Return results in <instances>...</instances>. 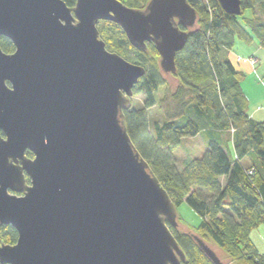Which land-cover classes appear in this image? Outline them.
Segmentation results:
<instances>
[{
	"label": "water",
	"instance_id": "95a60500",
	"mask_svg": "<svg viewBox=\"0 0 264 264\" xmlns=\"http://www.w3.org/2000/svg\"><path fill=\"white\" fill-rule=\"evenodd\" d=\"M241 14L240 0H217ZM118 25L164 74L197 21L186 0H0V264H182L176 207L132 144L123 111L145 70L106 50ZM182 27L184 30L180 29ZM32 154L27 157L26 153ZM26 177L28 182L26 181ZM212 264H223L196 240Z\"/></svg>",
	"mask_w": 264,
	"mask_h": 264
},
{
	"label": "trees",
	"instance_id": "16d2710c",
	"mask_svg": "<svg viewBox=\"0 0 264 264\" xmlns=\"http://www.w3.org/2000/svg\"><path fill=\"white\" fill-rule=\"evenodd\" d=\"M62 1L70 8L75 5V0ZM118 1L142 10L149 0ZM186 1L197 21L175 57L171 76L180 84L172 95L173 113L151 129L144 110L128 108L123 111L125 127L176 209L185 202L200 217L191 231L180 233L170 227L185 255L182 264H212L197 239L206 245L211 242L236 264H264V253H258L250 239L252 230L264 225V122L248 114L240 86L244 75L227 57L236 41L246 45L257 41L264 48V0H240L239 16L225 13L217 0L208 5L205 0ZM247 10L258 16L244 19ZM97 29L107 51L144 68L132 92L142 95L144 107L151 108L166 76L153 44L147 43L145 51L136 50L112 22L101 21ZM0 49L11 54L14 46L0 37ZM198 135L205 143L203 155L179 170L174 151L183 138ZM16 240L11 226H0V243L13 245Z\"/></svg>",
	"mask_w": 264,
	"mask_h": 264
},
{
	"label": "rangeland",
	"instance_id": "374dc122",
	"mask_svg": "<svg viewBox=\"0 0 264 264\" xmlns=\"http://www.w3.org/2000/svg\"><path fill=\"white\" fill-rule=\"evenodd\" d=\"M141 3L142 0H137ZM148 1V0H147ZM145 2H142V6L145 5ZM209 0H205V3L208 5ZM257 13L252 14L250 11L245 12L244 19H255L257 17ZM101 23L98 22L97 26ZM237 42V41H236ZM238 45H243V47L250 48L254 47L258 49V54H256L252 59H255V63L251 64L245 58L243 61L248 62L252 67L256 65L257 60L259 61V66H257V76L255 75H247L245 76L241 82L243 83L244 92L247 94L248 100V114L253 116L254 120L264 122V48L260 47L257 41L246 45L242 42H238ZM159 57V56H158ZM235 65H238L234 62ZM165 82L164 85L161 86L157 92L155 93V103L151 108L144 107V98L142 95H133L130 102L129 108L142 109L146 112L150 127L152 129L153 123H158L159 125L165 122L167 118V113L172 114V110L174 108L172 103V95L175 93V90L178 88L180 81L178 77L171 76L172 74H165ZM247 82V84H246ZM251 86H253L251 88ZM255 86H257L260 90L255 91ZM176 122L182 121L181 118H176ZM205 150V143L201 135L196 137H188L183 138L178 146V148L174 151V159L176 168L181 170L185 163L193 160L195 158H200L203 155ZM224 182V180H222ZM177 213V230L180 233H185L187 231L193 230L192 227H197L200 223V217L195 214V212L184 202L176 209ZM250 239L252 240L256 250L258 253H264V225H260L258 228L253 229L250 234ZM210 249H212L217 257L223 262V264H236V262L231 259L224 251L216 247L211 242H208L207 245Z\"/></svg>",
	"mask_w": 264,
	"mask_h": 264
},
{
	"label": "crops",
	"instance_id": "0c3cea01",
	"mask_svg": "<svg viewBox=\"0 0 264 264\" xmlns=\"http://www.w3.org/2000/svg\"><path fill=\"white\" fill-rule=\"evenodd\" d=\"M238 42L240 41L235 42L234 47L228 52V55H227L228 59L230 60V62L232 63V65L235 67L236 70L243 73L244 77L252 74V75H255V77L258 79L259 77L257 76L256 70H257V66H259V61L257 60L256 65L253 67L248 62L243 61V59L245 58H248V57L252 58L256 54H258L259 52L258 49H255L254 47H250V48L243 47V45H238ZM234 62L237 63L238 65H235ZM244 81H246V78L244 79ZM244 81L240 83V86H241L242 92L244 93L247 99V94L244 92V89H243ZM252 87L253 86H251V88ZM254 90L257 91L260 89L257 86H255ZM251 117L253 118V116Z\"/></svg>",
	"mask_w": 264,
	"mask_h": 264
},
{
	"label": "built area",
	"instance_id": "2783aa9c",
	"mask_svg": "<svg viewBox=\"0 0 264 264\" xmlns=\"http://www.w3.org/2000/svg\"><path fill=\"white\" fill-rule=\"evenodd\" d=\"M248 61H249L251 64L255 63V59H252V58H250Z\"/></svg>",
	"mask_w": 264,
	"mask_h": 264
}]
</instances>
